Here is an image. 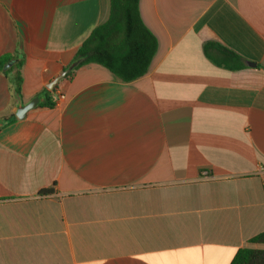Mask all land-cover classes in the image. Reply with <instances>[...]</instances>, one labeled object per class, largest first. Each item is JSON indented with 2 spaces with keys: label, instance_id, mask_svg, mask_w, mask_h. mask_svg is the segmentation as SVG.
<instances>
[{
  "label": "crops",
  "instance_id": "0c3cea01",
  "mask_svg": "<svg viewBox=\"0 0 264 264\" xmlns=\"http://www.w3.org/2000/svg\"><path fill=\"white\" fill-rule=\"evenodd\" d=\"M109 13L0 0V57L25 56L21 96L0 73V264H231L264 249L250 243L264 232V0H140L158 42L144 77L88 64L55 108L6 123Z\"/></svg>",
  "mask_w": 264,
  "mask_h": 264
},
{
  "label": "trees",
  "instance_id": "16d2710c",
  "mask_svg": "<svg viewBox=\"0 0 264 264\" xmlns=\"http://www.w3.org/2000/svg\"><path fill=\"white\" fill-rule=\"evenodd\" d=\"M108 20L97 27L79 48L74 61L79 66L65 79H69L80 67L98 64L108 69L118 81L128 84L144 77L158 50L155 36L144 24L140 14V0H109ZM214 45H205L206 53ZM229 59L241 61L237 55L224 50ZM25 56L21 51L0 57V73L10 82L14 92L22 95ZM220 65V63H217ZM10 65V66H9ZM56 91L43 90V101L35 110L53 109L57 105ZM16 120L15 116L6 123ZM50 191H43L45 195ZM251 244L264 245V232L250 240ZM231 264H264V249L246 247L240 249Z\"/></svg>",
  "mask_w": 264,
  "mask_h": 264
},
{
  "label": "water",
  "instance_id": "95a60500",
  "mask_svg": "<svg viewBox=\"0 0 264 264\" xmlns=\"http://www.w3.org/2000/svg\"><path fill=\"white\" fill-rule=\"evenodd\" d=\"M80 62H81V60L74 61L72 63V65L67 70H65L60 76L55 78L51 83H49L47 85V89L49 91H56L58 89L60 81L63 80L64 78H66L68 76V74L73 72L79 66ZM248 65L252 66V67L255 66L254 63H248ZM43 99H44V96L43 95H39L38 97H36L32 101H30L28 104L22 105L15 112V117L18 120H24L31 111H33L34 109H36L40 105V103L43 101ZM3 125H4V122H0V128Z\"/></svg>",
  "mask_w": 264,
  "mask_h": 264
},
{
  "label": "built area",
  "instance_id": "2783aa9c",
  "mask_svg": "<svg viewBox=\"0 0 264 264\" xmlns=\"http://www.w3.org/2000/svg\"><path fill=\"white\" fill-rule=\"evenodd\" d=\"M65 96L63 94H59L58 100H57V105L60 103V101L64 100ZM264 169V167H263ZM204 178H208V174L206 172L203 173Z\"/></svg>",
  "mask_w": 264,
  "mask_h": 264
}]
</instances>
